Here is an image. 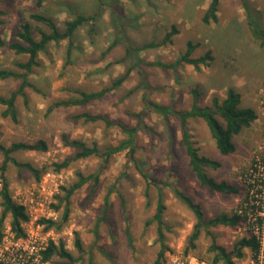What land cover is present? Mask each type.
Returning a JSON list of instances; mask_svg holds the SVG:
<instances>
[{
  "label": "rangeland",
  "instance_id": "1",
  "mask_svg": "<svg viewBox=\"0 0 264 264\" xmlns=\"http://www.w3.org/2000/svg\"><path fill=\"white\" fill-rule=\"evenodd\" d=\"M107 1L122 7L127 20V41L134 48L161 43L173 27L178 29L172 43L138 53L145 63L174 64L185 54L190 42L196 47L195 58L212 52L214 60L200 71L187 64L176 70L138 65L118 89L102 100L85 107L56 109L48 114L47 110L54 102L73 96L70 90L98 92L111 86L136 64L137 54L120 63L125 57V45L108 51L118 35L110 10L106 8L97 13L98 0H56L40 11L34 0H0V10L5 12L0 16V32L7 43L19 40L17 33L22 30V25L32 23L31 16L36 13L55 17L61 27L72 18L70 8L80 14H98L95 31L90 32L88 25L82 28L74 37L70 55L69 41L53 43L48 53L40 55L41 66L30 75L34 88L26 90L27 102L23 96L17 98L18 122L10 117L2 118L6 107L0 105V145L10 147L15 142L34 144L46 140L50 145L47 153L20 151L13 156L39 170H52L53 163H61L76 153L64 145L63 135L89 145L96 143L102 148L116 146L127 138L118 127L107 129L103 122L74 120L71 118L74 115L83 112L100 114L128 128H137L135 160L126 150L112 157L108 164L93 157L74 161L58 174L64 182L62 187L78 182L79 172L85 176H98L99 182L95 184V180H91L75 193L68 222L62 231L54 233L57 243L63 242L77 260L74 264H154L161 249L158 223L154 220L159 192H162L166 206L164 234L170 247L167 255H185L197 224L194 213L176 195V190L201 204L207 220L231 216L243 204L246 197L244 172L258 155H264V47L252 34L250 17L241 0H221L219 22L211 25H205L202 19L212 0ZM249 3L264 29V0H249ZM26 61L27 55H17L9 47L0 48V69L24 73L18 64ZM141 72L151 87L149 91L138 88ZM20 84V80H0V96L9 98ZM231 88L242 95L245 107H252L259 114L254 125L235 138L237 150L234 154L223 155L218 151L205 122L200 119L189 121L200 154L221 164L217 170L208 169V174L240 189L238 195L225 196L199 184L189 166L180 124L175 118L165 121L157 114L146 112L141 124L138 115L145 108L143 97L146 94L153 102L184 111L193 105V90L199 91L200 104L209 105L214 96L224 99ZM3 161L0 153V166ZM4 177L12 196L25 193L42 181L36 182L31 172L13 163H9ZM152 179L162 183L156 184ZM3 183L0 172V190ZM62 187L59 195L63 196ZM107 198L109 204L105 215ZM52 201L57 203V196ZM56 213L60 220L63 209ZM238 228L218 227L209 231L219 245L232 251L242 237ZM78 239L82 244L81 251L76 246ZM211 244V235L201 228L196 249L189 255L211 262L214 257L209 253ZM245 253L244 260H236L238 264H244L251 254L248 250ZM56 263H67V260L59 258Z\"/></svg>",
  "mask_w": 264,
  "mask_h": 264
},
{
  "label": "trees",
  "instance_id": "2",
  "mask_svg": "<svg viewBox=\"0 0 264 264\" xmlns=\"http://www.w3.org/2000/svg\"><path fill=\"white\" fill-rule=\"evenodd\" d=\"M56 0H34L37 9L40 11L46 9V6L50 3L55 2ZM116 2L119 0H115ZM100 11L106 10L108 8L110 11V16L114 21V30L115 34L118 37L114 40L113 44L109 47L108 51H112L116 46L123 44L125 45V57L122 59V62L131 58L133 54H137L136 64H133L129 68L125 75L112 82L111 86L104 87L98 92H85L81 90H70L73 96L69 97L67 100H60L54 102L47 110L48 114H51L56 109H70L75 107H85L95 101H100L106 97L107 94L118 89L130 76L132 71L138 65H147L150 67H161L164 69H177L182 64H187L193 66L197 71L201 70L203 66H209V62L214 60L212 52H207L205 56L195 58L194 53L196 47L190 42L188 44L185 54H183L176 63L166 64L162 62H153L145 63L141 57L138 56V53L145 49H154L168 43H172L173 36L179 33L176 27H173L172 31L167 34L164 41L161 43H150L143 47V49L134 48L127 41L126 36V26L127 20L124 15V11L121 6L114 3V5L109 4L107 0H98ZM243 7L247 10L248 16L250 17V27L253 36L261 43V46L264 47V29L260 23L259 18L255 17L252 13V7L249 3V0H241ZM221 0H212L208 9L205 11L203 16V22L205 25H211L212 23L219 22L218 13L220 11ZM5 12L0 10V16L4 15ZM70 14L72 18L65 21L63 27L59 26L58 20L55 17H52L48 14L36 13L31 16L32 23L27 22L22 25V30L17 33V38L12 43H7L0 32V48L9 47L11 50L15 51L17 55H27L28 61L21 62L18 64V67L24 71V73H17L7 69H0V80H9L15 79L20 80L21 84L17 91L13 92L9 98L0 96V105L6 107V110L2 112V118L6 119L10 117L14 122H18V113L16 110V102L19 96H23L27 102V93L28 88H34L33 84L30 81V75L34 74L35 68L41 66L40 55L48 53L49 47L51 44H58L62 41H69V55L73 45V40L76 34L85 26H90V32L95 31V22L97 20V15H85L80 14L70 8ZM111 19V20H112ZM2 24V20H0ZM35 24V25H34ZM141 82L139 84V89L144 88V92L149 91L151 87L147 83L144 73H140ZM192 96L194 99L193 105L189 110H177L172 106H165L156 102H153L149 97L144 95L143 101L145 103V108L138 115L139 122L142 124L144 122V113L150 112L161 116L165 121H169L170 118H175L181 128L182 133V145L185 149L187 158L189 160V166L191 171L195 175L199 184L202 187L208 188L213 193H219L225 196L228 195H238L240 189L230 184L226 181H218L211 177L207 170L213 169L217 170L221 167V164L218 161H215L211 158L202 156L200 154L199 148L196 146V142L193 140L191 130L189 127V121L193 119H200L207 125L210 134L214 140L215 146L218 151L223 155L234 154L237 150L235 144V138L239 136L245 129L251 128L254 123L259 119L258 112L252 107H245L243 105L242 95L235 89L231 88L227 91V95L224 99H220L218 96H214L211 104L202 105L200 104V93L198 90L192 91ZM74 120L83 119L85 122H103L107 129L118 127L124 134L127 135V138L118 145H110L105 148L100 147L98 144L94 143L92 145L87 144L82 140H71L67 135L62 136L63 143L66 147L74 149L76 151L75 155L72 157L66 158L63 162H57L52 164V171L60 173L62 170H65L70 167L74 161L86 160L89 158L97 157L103 159L104 164H108L112 157L115 155L128 150L129 156L132 160H135V154L137 151L136 147V134L137 128H128L121 122H115L108 117L100 114H91L89 112L79 113L71 117ZM50 150V145L46 140H38L34 144H28L24 142H15L10 147L0 145V153L4 157V161L0 166L1 176L4 179L2 189L0 190V239L2 238V228L4 223L7 220H10L12 229L17 234V237L23 236L22 225L28 223L30 218L26 213V209L22 206L17 205L12 196L8 181L4 177V174L8 168L9 163H13L18 167L26 168L31 172L36 182H40L42 175L45 171L48 170H39L31 163H21L13 155L20 151H30L36 153H47ZM258 157V156H257ZM253 160L251 167L247 172H244V180L248 188L252 185L253 173L249 172L252 170H257V165L259 162L258 158ZM261 161L264 162V158H261ZM78 182L73 184L70 187H62V195L57 196L58 202L52 205L54 212H60L63 209L62 217L58 221L52 219H41L39 223L46 227V231L54 230L57 232L62 231L64 225L68 222L71 214V199L75 193L80 190L83 186L88 184L91 180H95V184H98V176H85L82 173H77ZM152 182L156 184H161L156 179H152ZM165 184V183H164ZM169 185V184H166ZM176 195L188 206V208L194 213L197 224L195 226V232L190 237L189 243L186 248V255H189L192 250L196 249V241L201 235V228H204L212 237V244L209 248V253L213 254L214 257L211 264H238L236 260H242L245 258V250L250 248L253 251L256 250L257 246L254 240L243 237L238 239L234 244L232 251H228L225 247L221 246L217 242V238L210 233V228L218 227H228L234 228L237 227L241 220L242 216L238 214L237 211H234L233 215H221L213 219L207 220L206 214L203 210L201 204L196 203L190 196L180 192L175 191ZM160 199L157 207V212L154 216L155 222L158 223V233L159 241L161 243V249L158 253L157 259L154 264H164L166 262L167 253L170 251V247L165 242L164 229L166 224L164 222V213L166 211V206L163 202V194L159 192ZM249 193L247 194L248 201ZM108 198L106 199V209L105 215L107 214L108 208ZM149 225L151 223H148ZM131 240V237L129 235ZM76 246L79 251L82 250V244L78 239L76 241ZM44 260L49 264H74L77 260L67 251L63 242L56 244L50 242L47 250L43 253ZM66 259L67 263H56L57 259ZM91 264H93L91 262Z\"/></svg>",
  "mask_w": 264,
  "mask_h": 264
},
{
  "label": "built area",
  "instance_id": "3",
  "mask_svg": "<svg viewBox=\"0 0 264 264\" xmlns=\"http://www.w3.org/2000/svg\"><path fill=\"white\" fill-rule=\"evenodd\" d=\"M259 165L253 173L252 185L246 187V197L241 207L237 210L242 216L238 229L242 237H248L256 243V250L246 249L251 254L246 258L244 264H264V162L257 157ZM52 170H47L42 175L39 185L30 187L25 193L13 196L14 202L26 209L30 221L22 225L23 236L17 237L7 220L2 228L0 239V264H49L44 260L43 253L52 241L56 244L54 230L46 231V227L39 221L43 218L58 220L56 212L52 211V198L59 195L60 188L64 186L62 176ZM245 175V174H244ZM244 179V178H243ZM249 193L248 201L247 194ZM55 204V203H54ZM0 207V214H1ZM164 264H211L208 261L192 255L180 253L166 256ZM245 259V258H244ZM242 259V260H244Z\"/></svg>",
  "mask_w": 264,
  "mask_h": 264
}]
</instances>
